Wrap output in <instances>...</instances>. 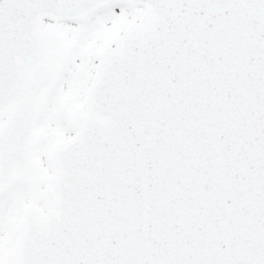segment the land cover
<instances>
[{
    "label": "snow or ice",
    "instance_id": "6c2138e0",
    "mask_svg": "<svg viewBox=\"0 0 264 264\" xmlns=\"http://www.w3.org/2000/svg\"><path fill=\"white\" fill-rule=\"evenodd\" d=\"M0 264H264V0H0Z\"/></svg>",
    "mask_w": 264,
    "mask_h": 264
}]
</instances>
